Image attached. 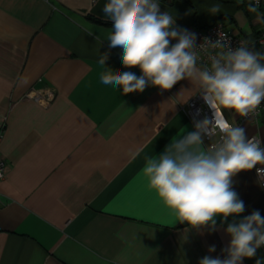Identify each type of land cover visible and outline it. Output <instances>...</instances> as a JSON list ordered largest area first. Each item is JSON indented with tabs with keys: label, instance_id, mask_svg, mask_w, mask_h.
<instances>
[{
	"label": "crops",
	"instance_id": "0c3cea01",
	"mask_svg": "<svg viewBox=\"0 0 264 264\" xmlns=\"http://www.w3.org/2000/svg\"><path fill=\"white\" fill-rule=\"evenodd\" d=\"M107 0H0V264H198L224 258L227 223L258 210L264 193L254 169L233 177L245 210L215 230L181 223L147 186L146 159L193 130L180 108L199 91L194 82L171 89L149 85L122 94L100 82L121 65L122 49H108ZM160 12L190 33L221 20L246 45L258 40L264 17L249 0H159ZM221 11L210 12L214 5ZM174 44L175 41L173 40ZM109 52L105 65L100 56ZM31 90L51 92L41 105ZM237 121L240 116L225 111ZM239 127L264 143V106ZM183 130V132H181ZM136 153L133 159L132 154ZM215 245V251L208 248ZM264 264V246L243 264Z\"/></svg>",
	"mask_w": 264,
	"mask_h": 264
},
{
	"label": "clouds",
	"instance_id": "9594fccd",
	"mask_svg": "<svg viewBox=\"0 0 264 264\" xmlns=\"http://www.w3.org/2000/svg\"><path fill=\"white\" fill-rule=\"evenodd\" d=\"M256 5H249L251 11ZM220 5L210 8L212 14ZM104 17L112 22L105 39L108 49L120 48L121 65L139 68L117 73L109 69L100 82L122 94L143 92L146 87L171 89L178 81L194 82L211 117L194 122L191 132L174 137L158 156L146 159L142 174L147 186L181 223L200 231L215 230L217 218L223 225L229 216L244 212L245 205L233 190V177L256 169L264 173V146L259 136L249 138L244 128L225 118V111L248 117L264 102V52L245 43L234 50L226 43V34L215 41L196 45V36L175 26V18L160 12L159 0H107ZM175 41L173 44L172 41ZM206 42L220 49L210 63L199 66L198 50ZM109 52L98 63L105 65ZM183 132V130L181 131ZM211 143L205 146L204 141ZM133 159L136 153L132 154ZM230 242L221 250L224 258L204 256L198 264H243L264 246V216L258 210L227 223L224 229ZM215 245L208 248L214 252ZM255 264H262L256 259Z\"/></svg>",
	"mask_w": 264,
	"mask_h": 264
},
{
	"label": "built area",
	"instance_id": "2783aa9c",
	"mask_svg": "<svg viewBox=\"0 0 264 264\" xmlns=\"http://www.w3.org/2000/svg\"><path fill=\"white\" fill-rule=\"evenodd\" d=\"M249 3H250V5L255 6L256 0H249ZM257 9H259V11L261 12V14L264 17V0H259ZM220 32L226 34V41L225 42L228 43L229 47L232 48L233 50L238 45H240L241 43L246 44V41L241 36H238V35L231 33L226 28V26L224 25V23L221 20H217V21L211 23L210 25H208V26L197 31V33H196V45L199 46L204 41H209V42L215 41L218 37V33H220ZM258 40L261 42L264 41V28H263L262 34L260 35ZM219 51H221V50L220 49H213V48L207 46V44L205 42V44L202 45L201 48L198 50V54L200 57V59L198 61V65L204 66V65L209 64L210 63V57L213 55H216ZM26 98L32 99L41 105H48L49 102L53 98V94L50 91L45 92V91H41V90H31L30 92H28V94H26ZM263 106H264V102H262L261 105L257 109H255L253 113H250L248 117H241L240 116V118L237 121H234L233 123L240 126L241 123H243L244 121H247V120L257 122V120H258V118L262 112ZM180 108L185 113L186 117L188 118L189 122L193 125V127H194V122L202 120L205 117L210 118L212 115L211 110L208 108V106L202 100L199 91L196 94H194L185 104L181 105ZM224 115H225V113H224ZM225 118H227L226 115H225ZM251 137H249V138H251ZM0 139H1V134H0ZM208 143L210 144L211 141L209 142L208 139H205V141H204L205 146H207ZM262 146H264V143H262ZM260 167H264V166H260ZM5 169H6L5 160L0 156V180L4 177ZM254 173L257 177V172H256L255 168H254ZM257 179H258L259 185L261 187V190L264 193V173L261 174L260 178L257 177Z\"/></svg>",
	"mask_w": 264,
	"mask_h": 264
}]
</instances>
